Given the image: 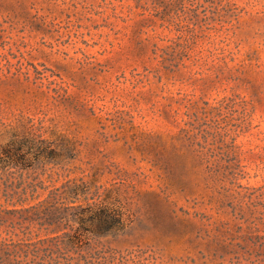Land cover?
I'll return each instance as SVG.
<instances>
[{
	"label": "rangeland",
	"instance_id": "obj_1",
	"mask_svg": "<svg viewBox=\"0 0 264 264\" xmlns=\"http://www.w3.org/2000/svg\"><path fill=\"white\" fill-rule=\"evenodd\" d=\"M0 264H264V0H0Z\"/></svg>",
	"mask_w": 264,
	"mask_h": 264
},
{
	"label": "trees",
	"instance_id": "obj_2",
	"mask_svg": "<svg viewBox=\"0 0 264 264\" xmlns=\"http://www.w3.org/2000/svg\"><path fill=\"white\" fill-rule=\"evenodd\" d=\"M102 211H103V213H102ZM104 213H108L107 211H106V209H100L99 211H95V214L96 215H94V218H100V219H102L103 218V214ZM102 222V221H101ZM113 228H114V226L113 225H109V224H104V223H100L98 226H97V230L95 231V232H98V233H100V234H102V235H104V234H107V233H109V232H111L112 230H113ZM88 232H94L93 231V229H91V228H89V229H86Z\"/></svg>",
	"mask_w": 264,
	"mask_h": 264
}]
</instances>
